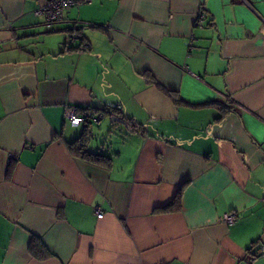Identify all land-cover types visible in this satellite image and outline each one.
I'll return each mask as SVG.
<instances>
[{
  "label": "crops",
  "instance_id": "0c3cea01",
  "mask_svg": "<svg viewBox=\"0 0 264 264\" xmlns=\"http://www.w3.org/2000/svg\"><path fill=\"white\" fill-rule=\"evenodd\" d=\"M42 1L0 0V264H264V0Z\"/></svg>",
  "mask_w": 264,
  "mask_h": 264
},
{
  "label": "built area",
  "instance_id": "2783aa9c",
  "mask_svg": "<svg viewBox=\"0 0 264 264\" xmlns=\"http://www.w3.org/2000/svg\"><path fill=\"white\" fill-rule=\"evenodd\" d=\"M90 0H43L38 4L35 14L41 15L44 18L45 24L49 27L53 23L63 20L64 18V9L69 6H78L83 2H89ZM203 19V14L198 13L196 17V23H201ZM69 39H79L82 42L84 48H88V42L84 41L82 34L77 30H72L68 34ZM193 38V36H191ZM191 45V42L188 43ZM65 117L68 119L72 126L78 125L80 122L85 121L86 119H94L97 123L100 122L101 114L93 116L91 111H86L80 114L74 106H68L65 108ZM102 211L97 210V216L102 217ZM236 213L228 212L222 216V220L226 223H231L235 220ZM251 257L256 258L257 256L264 254V245L254 244L250 249Z\"/></svg>",
  "mask_w": 264,
  "mask_h": 264
},
{
  "label": "trees",
  "instance_id": "16d2710c",
  "mask_svg": "<svg viewBox=\"0 0 264 264\" xmlns=\"http://www.w3.org/2000/svg\"><path fill=\"white\" fill-rule=\"evenodd\" d=\"M166 91V90H165ZM170 96H172L175 100H177L173 93L166 91ZM120 121L126 122L125 119L119 118ZM92 137V133L90 130L86 127L85 131L77 137L75 140L68 143V148L70 152L76 156H79L83 159H87L92 162H98L107 164L109 162L110 157L102 152H92L87 148V142ZM181 204V189H179L172 199V201L167 204L166 206L162 207L161 210H176L180 207ZM254 245V244H253ZM252 245V246H253ZM32 248V245H30ZM250 247V249L252 248ZM48 255V252L46 253Z\"/></svg>",
  "mask_w": 264,
  "mask_h": 264
},
{
  "label": "rangeland",
  "instance_id": "374dc122",
  "mask_svg": "<svg viewBox=\"0 0 264 264\" xmlns=\"http://www.w3.org/2000/svg\"><path fill=\"white\" fill-rule=\"evenodd\" d=\"M110 125L109 119L105 120L104 124L102 126L92 125L91 131L94 135V138H92L90 145L91 147H99L101 143L106 142L107 137V131L108 126ZM120 128L121 125H116Z\"/></svg>",
  "mask_w": 264,
  "mask_h": 264
},
{
  "label": "water",
  "instance_id": "95a60500",
  "mask_svg": "<svg viewBox=\"0 0 264 264\" xmlns=\"http://www.w3.org/2000/svg\"><path fill=\"white\" fill-rule=\"evenodd\" d=\"M111 120H118L117 118L111 117Z\"/></svg>",
  "mask_w": 264,
  "mask_h": 264
}]
</instances>
